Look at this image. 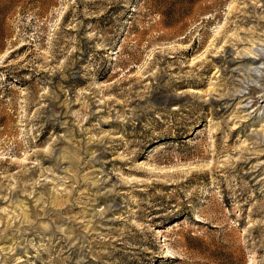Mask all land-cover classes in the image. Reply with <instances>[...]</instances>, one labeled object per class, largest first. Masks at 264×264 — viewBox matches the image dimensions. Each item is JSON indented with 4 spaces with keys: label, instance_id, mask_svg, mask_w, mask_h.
I'll use <instances>...</instances> for the list:
<instances>
[{
    "label": "rangeland",
    "instance_id": "1",
    "mask_svg": "<svg viewBox=\"0 0 264 264\" xmlns=\"http://www.w3.org/2000/svg\"><path fill=\"white\" fill-rule=\"evenodd\" d=\"M0 264H264V0H0Z\"/></svg>",
    "mask_w": 264,
    "mask_h": 264
}]
</instances>
